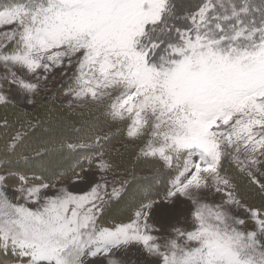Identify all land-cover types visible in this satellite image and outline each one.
<instances>
[{
	"label": "snow or ice",
	"instance_id": "obj_1",
	"mask_svg": "<svg viewBox=\"0 0 264 264\" xmlns=\"http://www.w3.org/2000/svg\"><path fill=\"white\" fill-rule=\"evenodd\" d=\"M0 67V103L72 69L81 109L0 117V167L46 170L0 175V264H264V0H0ZM81 152L99 179L73 191L84 164L46 161ZM132 153L155 183L126 199Z\"/></svg>",
	"mask_w": 264,
	"mask_h": 264
},
{
	"label": "rangeland",
	"instance_id": "obj_2",
	"mask_svg": "<svg viewBox=\"0 0 264 264\" xmlns=\"http://www.w3.org/2000/svg\"><path fill=\"white\" fill-rule=\"evenodd\" d=\"M3 71L4 69L0 67V74H2ZM71 78H72V69H56L52 73L49 74L48 80L46 82L42 81L39 94L38 96L33 97L34 103L32 105H27L23 97L18 96L15 93L9 96L8 102H12L20 107L29 109L33 107V105L35 104L37 100L41 101V100L52 98L62 103L63 105H65L67 108L73 110L72 108L68 106L69 97L66 96L65 94L68 88L71 86L70 84ZM75 110L81 111L80 108H76ZM123 143H126V138H121L113 142L114 146L116 147H119ZM82 154L84 153L82 152ZM135 159H136L135 153H132L130 157H126L125 166L117 170L118 175L114 176L113 173L111 172L107 173V179L109 181L116 179L120 181L121 183H124L125 187H127V183L129 182V179L131 178L132 171L135 172V175L146 174L148 172L147 169H141V167H145V165H142V163H135V165L132 164L131 166L132 160L134 161ZM0 164H1V157H0ZM148 166H151V165H148ZM4 174H8L10 177L15 176L11 174V171L8 168L0 167V175H4ZM82 178H83L82 182L78 183L77 187L72 189L73 191H76L79 188H86L90 182H92L93 180L99 179V174L97 173L95 169L94 161H93L92 169H89L88 167L84 168L82 172ZM139 181L140 183H136L135 185L132 184L131 188L128 189L129 195L128 197H126V199H131L134 195H136L138 189H141V188L146 189L150 185L147 181H144L143 179H140ZM65 183H68V182L65 181ZM117 186L119 187V184ZM255 202L258 203L259 201L255 200ZM123 210H125L124 204L121 203L119 205H113V209L110 215L113 214L114 216L117 217L119 214L124 213L122 212ZM234 212L236 215H239V216L245 215L242 209H235ZM109 218H112V217H109ZM107 220L111 222L115 219H111V221L110 219H107ZM123 259L126 261V264H138V261H139V257L134 252H129L126 256L123 257Z\"/></svg>",
	"mask_w": 264,
	"mask_h": 264
},
{
	"label": "trees",
	"instance_id": "obj_3",
	"mask_svg": "<svg viewBox=\"0 0 264 264\" xmlns=\"http://www.w3.org/2000/svg\"><path fill=\"white\" fill-rule=\"evenodd\" d=\"M17 111H33V109H36L37 112L41 115H43L46 119L51 120L53 123H58V122H68L70 124L75 125V120L73 119L74 116H78L79 113L81 112L80 110H71L67 108L65 105L62 103L58 102L55 99L49 98L45 100H37L33 107L27 109L20 107L12 102H8L7 105H4L3 103H0V117L8 116L9 118L12 117L14 108ZM78 126V125H76ZM120 127V125H110L104 129L106 132H116L117 128ZM109 128V129H108ZM123 151V149H121ZM86 153L82 154V152L78 155H69L65 153L63 156L57 155L54 157H51L46 163L49 164L50 167H56L58 168L59 171L63 172L67 169L75 167L79 163L84 164V168L88 167V161L86 159ZM7 163V161L4 160L3 157H1V164ZM135 163H142V165H145V167H141V169H147L146 174L142 175H135V172L132 171L131 178L129 179V182H132V184L140 183V179H143L144 181H147L150 185L154 184L155 181L153 179V173L155 171L154 167L148 166L150 164L144 162V161H137L136 159L131 162L132 164L135 165ZM134 167V166H133ZM89 168V167H88ZM11 171L12 175H17V169H19L20 174H27L30 177L32 176L33 173H35L37 176H39L41 173L45 172L46 170L41 167L40 163H33V162H28L25 163L23 159H16L12 162L11 168H8ZM79 172V168L76 169ZM151 170V172H150ZM138 171V170H137ZM247 181H244L242 183V188H245L247 191V199L249 202H255L259 201V198L256 194V192L247 189L246 188ZM123 204V203H122ZM113 205L109 207L108 212H107V219H116L119 218L120 216L123 215V213L119 214L117 217L114 216L113 214L110 215L112 212ZM124 212V210L122 211ZM114 216V217H113ZM112 217V218H109Z\"/></svg>",
	"mask_w": 264,
	"mask_h": 264
}]
</instances>
